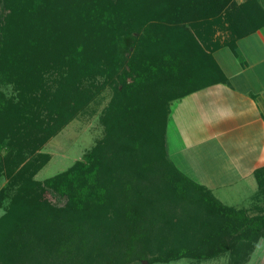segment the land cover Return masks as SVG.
Segmentation results:
<instances>
[{"label": "trees", "instance_id": "16d2710c", "mask_svg": "<svg viewBox=\"0 0 264 264\" xmlns=\"http://www.w3.org/2000/svg\"><path fill=\"white\" fill-rule=\"evenodd\" d=\"M129 4L128 12L134 13ZM234 4V0H179L167 9L175 28L184 27L185 21L206 18L200 25H205L210 33L211 27L220 22L222 12L229 7L235 8ZM1 7L5 15L0 20V85L7 77L2 70L12 66L16 58L25 59L27 66L26 79L19 85L22 111L19 116L29 129L25 127L20 132L13 124L9 133L11 138L20 136L16 152L20 159L24 157V146L35 143L37 148L29 152V160L19 170L22 184L12 196L0 191V209L3 210L0 216V264H165L184 258L201 262L224 254L228 256L227 264H246L258 242L264 239V166L253 173L256 190L250 206L237 209L221 203L210 190L181 173L169 159L164 142L170 102L226 81L207 48L194 44L190 73H183L175 82L181 86L176 85L168 92L160 89L162 81L156 80L157 77L163 79L165 64L151 63L163 47H157L155 41L149 40L145 51H135L128 57L130 45L139 36L130 40L132 35L126 33L110 43L114 52L112 60L117 58L116 67L123 66L126 60L132 78L130 84L123 78L122 92H118L108 108V120L105 119L104 124L110 139L104 138L101 144L92 148L87 162L79 161L66 173L40 184L33 175L49 157L34 152L73 115L60 104L66 97L60 88L52 94L48 92L45 98L39 97L43 73L49 69H46L45 56L50 47L42 49L44 39L22 38L16 28L20 22L17 24L10 16L6 0ZM259 7V13L264 14V7ZM236 15L233 22L242 28H238V32L237 28H228L233 30L231 36L223 44L215 43L214 49L222 46L234 49L238 38L264 24L263 18L249 27L245 18ZM101 29L91 31L87 44L78 36L74 39L78 56L70 46L57 57L63 61L70 58L73 64L74 70L71 68L67 76H60V82H64L68 92L73 81L90 76L94 68L92 61L98 56L93 57L91 52L90 56H85L84 52L89 51L90 46L103 43ZM93 31L98 34L97 39H93ZM106 58H102L103 61ZM202 63L204 65H200ZM40 103L51 111L45 123L36 121L37 114L41 113ZM6 108L8 104L0 92V115ZM54 115L56 118L52 119ZM138 127L158 133V138L146 137L143 141L146 157L120 168L118 162L109 161V154L104 155L103 145L118 138L120 130L132 131ZM35 134L39 136L33 137ZM45 194L51 198L53 194L58 195L61 201L57 206L42 202ZM7 199L9 201L4 205ZM252 212L256 215L250 216Z\"/></svg>", "mask_w": 264, "mask_h": 264}, {"label": "rangeland", "instance_id": "374dc122", "mask_svg": "<svg viewBox=\"0 0 264 264\" xmlns=\"http://www.w3.org/2000/svg\"><path fill=\"white\" fill-rule=\"evenodd\" d=\"M3 1L0 0V20L5 15L1 7ZM178 1L55 0L53 2L48 0H6V5L11 9L6 7L11 11L10 16L17 24L20 22L16 28L22 38L29 39L30 37V40L35 39L34 41L39 40L38 38L44 39V42H41V44L44 43L42 49L47 46L50 47L49 54L45 56L47 61L46 69H49L43 73L44 83L38 88L39 97L45 98L48 92L52 94L60 88L59 90L66 94L60 104H62L63 108L71 110L73 115L68 123L55 135L48 137L34 152L47 154L49 157L48 161L33 175L35 181L44 184L50 178L66 173L77 162H87L86 157L91 149L97 144H101L104 138L110 139L104 124V120L107 119L108 108L113 103L118 92H122L123 78H125L127 84L132 83L127 61L124 60L123 66L119 65L122 69L118 65L116 67L117 58L113 57V60H115V63H113L112 53L114 52L112 47H110V43L112 44L114 40L126 33L132 35L130 40H133L135 36H139L130 45L127 52L128 57L129 54L135 53V51H145L148 48L146 43L149 40L155 41L157 47L166 48V50L162 48L157 57L153 59L155 62L153 63L152 61L151 63L153 65H157L156 63L166 65V67L165 65L163 67L165 73L161 75L163 79L157 77L156 80L162 81L159 83L160 89L171 92V89H174L176 85L181 86L180 83H175L178 78L180 79L183 73L185 75L191 71V65L194 62L192 55L194 44L199 43L202 47L207 48L206 51L208 53L212 54L215 51V47L213 48L215 43L218 45L223 44V41L231 36L230 32L233 30L230 31L228 28H237L238 32L239 25L233 22V16L243 12L247 15L245 17L246 23L249 21L253 26L260 23V20L263 19L262 14L259 13L260 10H257L260 9L259 6L264 7V0H234L235 8L229 7L227 11H223L219 17L220 22L211 27L212 31L210 33L205 25H200L205 22L204 19L206 18H203L202 21L200 19L191 22L185 21V24L182 23L184 27L175 28L168 15L167 8ZM129 2L130 9L134 8V13L128 12L127 4ZM99 28H102L100 33L103 43L97 47L90 46V50L84 52L85 56H90V52L93 57L98 56V59H93L92 61L94 68L90 72V76H86L77 82L73 81L69 86L70 92H68V87L65 90L64 82H60V76H67L73 64L70 62V58L63 61V59L60 60L57 57L63 54L70 46H73L74 50H76L73 51L76 55L78 48L75 47L77 43L73 42L74 39H77L76 37L78 36L81 42L84 41V44H87V39L90 41L91 31ZM97 35L93 31V39H97ZM168 53H170L169 56H167ZM105 56L107 58L103 61L102 58ZM172 57L177 59L174 61L171 59ZM99 60L102 62H99ZM14 61L15 63L12 66L2 70L7 77L0 85L2 98L5 104H8V108L5 109L6 112L0 115V191H5L10 196L18 188L19 184H22L19 182V179L21 180L19 170L29 160L31 156L29 152L37 148L35 143L24 146V157L20 159L16 156L20 142L18 138L20 136L11 138L9 133V127L11 129L13 124L15 125L13 128L20 132L27 126L26 121L23 120L22 122L19 116L22 113L19 100V95L21 94L19 85L23 84L26 79L24 71L27 66H25V59H22V57H18ZM26 63H30V61ZM207 64L209 63L207 62ZM113 65L114 67H112ZM200 65H204V63ZM174 66L177 68L174 69ZM72 69L74 70V68ZM184 97L176 99L168 105L169 117L164 135L168 155L170 133L167 131V127L169 126L172 107L174 103ZM76 98H78L77 101H75ZM43 104L40 103L41 113L37 114L38 119L36 118L37 120H35L45 123L47 117L50 118L51 111ZM27 114L30 115L29 113ZM55 118L56 115L52 117V119ZM15 122H17V125ZM26 129L29 128L26 127ZM150 131L145 130L144 127L141 129L138 127L137 129H132V131L120 130L118 138H113L109 141V144H102L104 155L109 154V161L118 162L120 168H124L126 164L140 162V159L145 158L147 153L145 149L143 150V141L146 137L151 138L154 136L156 140L158 138V133H152V131L150 133ZM15 134L19 133L15 132ZM39 134L42 136L46 135L45 133ZM39 134L32 136L37 137ZM254 187L255 183L247 188L244 196H239L241 193L238 195V193L234 192L231 197H228L229 205L237 209L250 206ZM234 195L235 197H233ZM52 197L45 194L41 200L42 202H49L52 206H57L61 201L60 197L54 194ZM8 201L9 199L5 200L3 204L5 205ZM2 212L3 210H0V215ZM255 215L253 212L250 213V216ZM227 262L228 256L224 254L216 259L203 260L201 262L184 258L165 264H227ZM143 264H147V262ZM246 264H264V239L258 242Z\"/></svg>", "mask_w": 264, "mask_h": 264}, {"label": "crops", "instance_id": "0c3cea01", "mask_svg": "<svg viewBox=\"0 0 264 264\" xmlns=\"http://www.w3.org/2000/svg\"><path fill=\"white\" fill-rule=\"evenodd\" d=\"M212 56L226 81L174 103L169 159L230 206L234 192L244 196L254 183L255 192L253 173L264 166V24L238 38L234 49L222 46Z\"/></svg>", "mask_w": 264, "mask_h": 264}]
</instances>
